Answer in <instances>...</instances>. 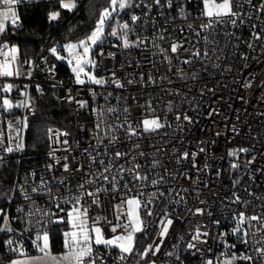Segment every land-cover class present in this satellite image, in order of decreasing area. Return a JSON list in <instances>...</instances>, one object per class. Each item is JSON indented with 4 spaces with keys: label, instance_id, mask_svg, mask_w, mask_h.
Returning a JSON list of instances; mask_svg holds the SVG:
<instances>
[{
    "label": "built area",
    "instance_id": "2783aa9c",
    "mask_svg": "<svg viewBox=\"0 0 264 264\" xmlns=\"http://www.w3.org/2000/svg\"><path fill=\"white\" fill-rule=\"evenodd\" d=\"M171 3L131 0L118 21L128 23L132 46L107 38L95 52L96 72L107 81L103 85L77 84L71 73L63 74L50 46L27 62L18 54L19 75L0 77L3 256L21 257L10 251L9 240L15 242L11 247L22 244L32 255L38 252L32 243L38 229H47L50 236L59 226L71 230V205L64 201L74 195L83 197L90 226L95 223L105 238L119 234V229L112 232V225L126 220L118 205L139 192L146 210H141L144 231L136 234L134 252L121 261L118 249L95 245L96 264H223L232 253L252 257L235 264H264L259 251L264 249V0H232L237 15L211 28L201 27L209 19L201 15L202 0ZM133 15L139 20L132 21ZM173 43L183 47L172 52ZM5 84L13 85L10 92L4 91ZM46 92L71 106L73 130L52 129L60 135L49 139V133L46 147L30 153V124L39 96ZM5 97L12 101L11 109L3 106ZM81 101L87 103L81 106ZM156 117L163 127L144 131L142 121ZM239 149L247 151L230 155ZM116 152L125 155L117 157ZM97 188L99 202L93 204V197L84 193H96ZM241 212L246 222L234 234ZM252 216L261 219L248 221ZM166 217L174 223L167 236L159 237L160 221ZM197 228L207 235L193 241ZM189 243L196 246L189 248ZM149 244L160 250L144 257Z\"/></svg>",
    "mask_w": 264,
    "mask_h": 264
},
{
    "label": "snow or ice",
    "instance_id": "6c2138e0",
    "mask_svg": "<svg viewBox=\"0 0 264 264\" xmlns=\"http://www.w3.org/2000/svg\"><path fill=\"white\" fill-rule=\"evenodd\" d=\"M20 3V0H0V36L4 35L6 32V26L10 23L11 25H17V21L19 20L18 14L16 12V5ZM156 3L159 4L160 0H156ZM203 8L201 10V15L208 17L207 24H201L203 28H211L214 23H221L225 17L236 16L237 13L233 11L232 0H202ZM131 5L129 4V0H110V9L104 8L101 12L99 19L96 22L94 30L88 35L86 38L81 39L77 42H69L62 46L64 51H67L71 59L68 60L70 64H72V71L75 74V80L77 84H84L85 78L88 82L103 85L107 83V81L103 78H97L93 73L86 71V67L91 65L93 68L95 67V61H93L90 57L91 49L94 45H97L99 41L102 40L105 34V25L108 19L112 16L113 12H116L117 9L123 10ZM168 6L172 7L171 0H168ZM61 7L65 9H73L76 7L75 0H61ZM181 14L184 15V9L181 8ZM59 12H52L49 14L50 19H57L59 17ZM185 18L186 15H185ZM132 21L139 20L138 16L133 15L131 17ZM232 23L235 24L236 21L232 20ZM123 29V35L120 37L123 41V47L128 48L132 46V43L128 39V32L131 30L129 28L128 23H123L118 26ZM110 35L115 37L118 35V29L114 28L110 32ZM260 36H256V39H260ZM183 47L182 45L173 43L171 45V51L176 52L178 48ZM50 51L56 55L58 59H66V57L61 56L57 51V48L53 47ZM19 54V48L15 45H9L5 42L3 45H0V56L4 57V59L0 60V77H11L13 75H19V69L16 64L17 57ZM102 54V53H101ZM194 55L199 56L200 53L196 52ZM84 77V78H82ZM118 86L123 87L119 81H114ZM246 87H250L251 85H245ZM13 88L12 84L3 85V89L5 92H10ZM81 106L86 104V101H81ZM3 106L6 109H11L13 107V103L8 98H4ZM19 106V105H18ZM30 106V105H29ZM111 111V109H109ZM186 119H190L185 117ZM179 119V117H177ZM144 131H155L163 125L159 122V118L152 119H144L142 121ZM12 125L9 124V128L11 129ZM24 127H27V118L24 119ZM99 127V125H98ZM131 129L132 126L129 125ZM17 137H19L20 129L16 130ZM48 132L51 134L49 139H51L52 135H60L58 132H54L52 129H48ZM133 134H135V130L133 129ZM63 135H67L64 133ZM67 144V140L63 141ZM18 148L23 147V143H19L17 145ZM204 151V149H200ZM8 152H12L13 148L8 147ZM237 151H247V149H239L233 150L230 155L235 156ZM117 157L121 155H125L121 152H116ZM143 155V153H141ZM184 157L187 158L188 153L185 152ZM67 159V157H65ZM50 167V166H49ZM138 167V166H137ZM235 167V165H234ZM64 168L67 170V164L64 165ZM107 172L108 169L106 168ZM103 175V174H102ZM137 179H147V177H141L137 175ZM104 180H108V176H103ZM115 179V178H113ZM92 183V181H89ZM153 184H156L157 181L153 180ZM79 187L81 189L84 188V184H80ZM127 188V185H125ZM35 191V189H33ZM101 189L97 188L96 193L85 190V195L88 197H93L92 203L97 204L98 198H96L97 193H99ZM130 191V190H129ZM141 193L137 192L135 195L129 196L127 199H121L120 205L118 208H122L124 210L123 215L126 223L115 224L112 225V232L117 233L119 229V234L112 235L110 238H105L102 229L100 227L95 226L93 223L91 226L88 223V210L86 208H82V199L81 195H74L67 198L64 203L71 205L70 210L67 212V220L71 225V230L65 231L62 233V248L63 251L60 254H53L51 248V237L49 231L45 229L44 231H40L39 229L35 233V240L32 241L34 248L38 251L39 255L29 256L26 254L23 245H19V249L11 247L15 242L9 240L7 243L10 246V251H14L19 253L20 256H23V259H15L10 262V264H96L97 257L95 255V245H103L106 248H116L119 250L121 255L118 257L119 260H124V254L131 255L135 250V244L137 233H142L144 231V220L141 217V210L145 209L146 206L142 203L140 199ZM239 201V197L236 198ZM151 203V202H149ZM57 207L60 208V205L57 204ZM63 211V209H60ZM196 213L203 214V208H196ZM3 212L0 210V215ZM43 215H50L48 213H42ZM153 213L148 211L147 215L151 216ZM211 213H209L210 215ZM63 217H57V221H62ZM99 219V218H97ZM261 218L258 216H252L247 218L248 221L251 220H260ZM51 219L48 220V223H52ZM246 222L245 213L241 212L238 214V219L236 221V227L233 228V233H239L242 230L244 223ZM43 223V221H41ZM174 221L170 218H165L160 221V229H159V237H165L168 235L169 226H171ZM216 224H219L220 221H215ZM5 229L11 231V229H7V224ZM130 229V230H129ZM94 233V235H93ZM247 231L243 232L244 236H247ZM201 235H207V233H201L199 228L196 229L195 234L192 236V240H199ZM227 235V234H224ZM247 243V241H245ZM196 245L193 243H189V248H194ZM231 248H235V245H230ZM159 246H154L153 244H149L144 252L143 256L147 257L151 252L153 254L159 252ZM259 251L264 254V249H260ZM171 255V253H169ZM102 259V258H101ZM237 259H243L246 261L252 260L251 256L243 255L242 257H237L235 253H232L230 259H225L223 264H235ZM155 264V261L152 262ZM206 264H213L212 260H208ZM217 264H220L217 261Z\"/></svg>",
    "mask_w": 264,
    "mask_h": 264
},
{
    "label": "trees",
    "instance_id": "16d2710c",
    "mask_svg": "<svg viewBox=\"0 0 264 264\" xmlns=\"http://www.w3.org/2000/svg\"><path fill=\"white\" fill-rule=\"evenodd\" d=\"M109 5L110 0H76V7L66 10L58 0L18 4V25L7 27L5 34L0 36V45L7 42L9 45L18 46L19 54L25 62L39 56L46 46L63 50L64 44L78 41L90 34L101 12ZM52 12L60 13L56 22L49 18ZM62 73L69 74V68L62 65ZM72 122L73 112L70 105L62 104L50 92L40 95L37 115L30 124L27 136L28 151L36 153L46 147L48 129L72 131ZM66 229L65 226H59L51 233L52 252L63 251L62 233ZM8 260L9 257L0 253V261Z\"/></svg>",
    "mask_w": 264,
    "mask_h": 264
},
{
    "label": "rangeland",
    "instance_id": "374dc122",
    "mask_svg": "<svg viewBox=\"0 0 264 264\" xmlns=\"http://www.w3.org/2000/svg\"><path fill=\"white\" fill-rule=\"evenodd\" d=\"M41 1H44V0H20V3L19 4H28V3H37V2H41ZM58 1H60L61 2V0H58ZM131 0H129V2H130ZM65 2H67V0H65ZM75 4H76V1H75ZM18 5V4H17ZM16 5V6H17ZM107 8H109L110 9V5H109V7H107ZM65 9V8H64ZM74 9V8H73ZM66 10H69V9H66ZM72 10V9H71ZM111 10V9H110ZM126 9H123V10H120V9H117V11L116 12H113L112 13V16L108 19V21L106 22V25H105V34H104V37L102 38V40L101 41H99L98 43H97V45H94L93 47H92V49H91V52H90V57H91V59L93 60V61H95V67L93 68L91 65H89V66H87L86 67V71H88V72H91V73H93L97 78H101V75L100 74H98L97 72H96V66H97V57H96V55H95V52H96V50L103 44V42H104V40L105 39H107V38H112V39H116V40H120L121 38H119L120 37V35H121V33H123V29H121V28H119L118 26L119 25H121L120 23H119V21H118V16L120 15V14H122L124 11H125ZM53 20V22H56L57 21V19H52ZM9 25H11L10 23L6 26V29H7V27L9 26ZM17 25H18V21H17ZM95 28V27H94ZM94 28H93V30H94ZM114 28H117L118 29V35L117 36H115V37H113V36H111L110 35V32L112 31V29H114ZM92 30V31H93ZM91 31V32H92ZM91 34V33H90ZM90 34H88V35H90ZM87 35V36H88ZM87 36H85V37H83V38H81V39H84V38H86ZM80 39V40H81ZM79 41V40H78ZM72 42H77V41H72ZM131 42V41H130ZM132 43V42H131ZM51 49V48H50ZM58 52H59V54L61 55V56H64V57H66V59H58L57 57H56V55H54L51 51H50V53H51V55L61 64V65H63V66H66V67H68L69 68V71H70V73L75 77V74L73 73V71H72V64H70L69 62H68V60L69 59H71V57L69 56V54H68V52L67 51H64V50H57ZM82 78H84V77H82ZM85 83H90V82H88L87 81V79L85 78ZM90 84H93V83H90ZM53 254H60V253H54L53 252ZM36 255H39V253L38 252H36V253H34V254H32V255H29V256H36ZM23 259L24 257L23 256H21V257H11V258H9V260L6 262V261H0V263L1 262H4V263H7V264H10V262L12 261V260H15V259Z\"/></svg>",
    "mask_w": 264,
    "mask_h": 264
}]
</instances>
